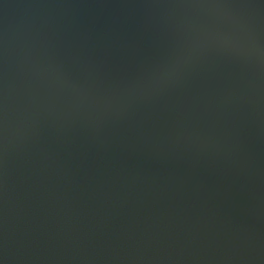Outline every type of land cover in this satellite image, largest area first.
<instances>
[{"label":"water","instance_id":"water-1","mask_svg":"<svg viewBox=\"0 0 264 264\" xmlns=\"http://www.w3.org/2000/svg\"><path fill=\"white\" fill-rule=\"evenodd\" d=\"M0 264H264V0H0Z\"/></svg>","mask_w":264,"mask_h":264}]
</instances>
